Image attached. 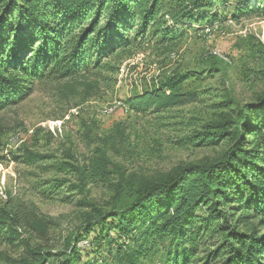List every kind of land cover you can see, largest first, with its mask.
Wrapping results in <instances>:
<instances>
[{"label": "trees", "instance_id": "trees-1", "mask_svg": "<svg viewBox=\"0 0 264 264\" xmlns=\"http://www.w3.org/2000/svg\"><path fill=\"white\" fill-rule=\"evenodd\" d=\"M228 10L234 21L264 18V0H0V110L36 83H66L63 95L88 97L101 85L96 77L117 73L123 56L173 51L191 31L220 24ZM186 80L165 77L125 103L136 114L183 106L195 99L183 91ZM224 139L228 147L216 160L134 183L104 150L95 152L89 165L74 166L75 188L84 194L88 184L117 175L109 209L84 199L82 223L56 250L53 220L10 200L0 207V246L20 255L1 254L0 264H199L203 254L200 264H264V94L237 104L235 115L209 123L192 141ZM21 157L27 165L49 158L29 150ZM124 194L130 199L123 203ZM83 240L89 248L78 246Z\"/></svg>", "mask_w": 264, "mask_h": 264}, {"label": "rangeland", "instance_id": "rangeland-1", "mask_svg": "<svg viewBox=\"0 0 264 264\" xmlns=\"http://www.w3.org/2000/svg\"><path fill=\"white\" fill-rule=\"evenodd\" d=\"M232 13L224 12L220 24L191 31L173 51L123 56L117 73L103 71L96 77L101 85L88 97L63 95L66 83H36L25 99L0 110V207L12 200L53 220L49 236L59 250L88 211L81 205L84 199L104 209L114 199L115 174L108 182L88 184L84 194L75 188L74 166L89 165L95 152L104 150L133 183L160 179L181 164L221 157L226 139L211 146L192 140L209 123L235 115L237 104H253L264 94V18L234 21ZM175 74L187 77L182 88L195 95L192 102L157 114L130 111L127 99ZM28 150L49 158L27 165L21 155ZM125 195L123 203L130 199ZM78 246L89 248V241ZM1 254L17 258L20 252L1 245ZM56 263L52 258L48 264Z\"/></svg>", "mask_w": 264, "mask_h": 264}]
</instances>
